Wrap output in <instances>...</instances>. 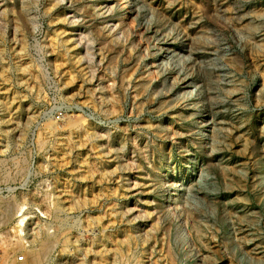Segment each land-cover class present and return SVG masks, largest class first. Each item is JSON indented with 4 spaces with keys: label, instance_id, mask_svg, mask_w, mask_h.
Segmentation results:
<instances>
[{
    "label": "rangeland",
    "instance_id": "rangeland-1",
    "mask_svg": "<svg viewBox=\"0 0 264 264\" xmlns=\"http://www.w3.org/2000/svg\"><path fill=\"white\" fill-rule=\"evenodd\" d=\"M5 206L0 264H264V0H0Z\"/></svg>",
    "mask_w": 264,
    "mask_h": 264
},
{
    "label": "bare ground",
    "instance_id": "bare-ground-1",
    "mask_svg": "<svg viewBox=\"0 0 264 264\" xmlns=\"http://www.w3.org/2000/svg\"><path fill=\"white\" fill-rule=\"evenodd\" d=\"M127 3V2H126ZM128 7H125V9H127ZM49 9V8H48ZM6 11V10H5ZM7 12V11H6ZM123 19H126V18H128V15H127V13H126V10H125V13L123 14ZM26 17V16H25ZM12 18V17H11ZM14 21V20H13ZM52 38V37H51ZM68 43V42H67ZM25 50V49H24ZM62 63V62H61ZM64 66V65H63ZM23 69V68H22ZM25 73V72H24ZM26 74V73H25ZM27 78V77H26ZM24 80H26V79H24ZM23 81V80H22ZM27 83V82H26ZM80 135V134H79ZM60 137V136H59ZM61 138V137H60ZM75 138V137H74ZM44 140V139H43ZM81 143V142H80ZM82 143H83V141H82ZM81 148V147H80ZM54 149V148H53ZM78 149V148H77ZM95 150V149H94ZM72 152V151H71ZM99 155V154H98ZM98 155H96V156H98ZM71 162V161H70ZM82 164V163H81ZM83 165V164H82ZM112 175V174H111ZM72 178V177H71ZM109 178V177H108ZM73 183V182H72ZM71 190V189H70ZM99 193V192H98ZM105 194V193H104ZM94 195V194H93ZM83 199V198H82ZM107 201V200H106ZM78 202V201H77ZM56 203V202H55ZM93 203V202H92ZM4 204V203H3ZM52 205V204H51ZM9 206V205H8ZM12 207V206H11ZM11 207H6L5 206V208H3V209H0V213H1V215H2V218L1 219H8L11 215H12V212H13V210H12V208ZM114 210V209H113ZM54 211V210H53ZM119 212V211H118ZM112 214V213H111ZM123 216V215H122ZM10 220V219H9ZM1 221V220H0ZM23 221H24V219H22V220H20V222L23 224ZM68 222V221H67ZM3 223V222H2ZM19 223V222H18ZM20 225V224H19ZM21 226V225H20ZM105 230V229H104ZM114 230V229H113ZM47 234V233H46ZM50 236V235H49ZM48 237V236H47ZM46 237V239L44 240V243H46L47 244V242L49 241V240H52V239H49V237L47 238ZM138 237V236H137ZM124 239V238H123ZM75 240V239H74ZM98 240V239H97ZM100 241V240H99ZM18 242V241H17ZM125 242V241H124ZM130 242V241H129ZM22 243V242H21ZM49 243V242H48ZM127 243V242H126ZM43 244V243H42ZM45 244V245H46ZM123 244V243H122ZM22 245H23V243H22ZM8 246V245H7ZM10 246H12L11 244H10ZM18 246V245H17ZM44 246V245H43ZM48 246V245H47ZM22 247V246H21ZM7 248V247H6ZM9 248V247H8ZM44 248H45V246H44ZM44 248H43V250H44ZM47 248V247H46ZM28 249V248H27ZM32 249V248H31ZM34 249V248H33ZM29 250V252H30V254L29 255H27V256H29V262H28V264H43V258H44V255H46L45 253H44V251H46V249L44 250V251H40L39 249H38V251H36L37 250V248H36V250ZM138 251V250H137ZM27 252V251H26ZM28 252V253H29ZM48 252V251H47ZM121 252V251H120ZM26 256V257H27ZM138 256V255H137ZM28 259V258H27ZM7 261V260H6ZM8 262V261H7ZM6 262V263H7ZM12 262V261H11ZM126 262V261H125ZM10 263V262H9ZM13 263V262H12ZM11 263V264H12ZM8 264V263H7ZM21 264V263H20ZM25 264H27V263H25ZM124 264V263H123Z\"/></svg>",
    "mask_w": 264,
    "mask_h": 264
}]
</instances>
